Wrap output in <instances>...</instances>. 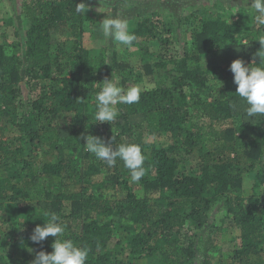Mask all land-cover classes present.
<instances>
[{
    "label": "trees",
    "instance_id": "1",
    "mask_svg": "<svg viewBox=\"0 0 264 264\" xmlns=\"http://www.w3.org/2000/svg\"><path fill=\"white\" fill-rule=\"evenodd\" d=\"M81 2L23 0L24 46L0 37V264L52 251L55 237L30 239L49 212L89 249L86 264H264V117L246 120L230 71L264 57L257 14L251 31L235 4L137 14L133 64L85 45ZM112 75L144 89L140 101L94 122ZM82 134L138 144L145 175L132 183L123 161L110 168L85 151Z\"/></svg>",
    "mask_w": 264,
    "mask_h": 264
},
{
    "label": "clouds",
    "instance_id": "2",
    "mask_svg": "<svg viewBox=\"0 0 264 264\" xmlns=\"http://www.w3.org/2000/svg\"><path fill=\"white\" fill-rule=\"evenodd\" d=\"M251 6L257 13V23L264 25V0H252ZM87 7L81 2L76 4L75 11L85 14ZM100 30L105 38L120 45L131 46L137 40L136 35L128 30L126 22L119 18L105 16L100 23ZM259 42L261 48H264V39ZM255 56L259 57L258 62L255 57L248 64L237 58L230 64L233 83L237 86L235 93L247 105L244 109L246 120L257 116L264 117V57L259 56L258 52ZM143 90L139 86L124 89L113 75L111 79L105 78L96 93L94 122L112 124L119 116L117 106L139 103ZM82 139L85 141L82 143L85 151L105 162L108 167L115 166L117 160L123 161L124 167L129 170L132 183L139 182L145 175V156L138 144L121 143L114 147L113 143H105L100 137L91 134H82ZM46 215L47 222L36 225L30 239L34 243H40L49 236L55 237L51 244L52 251L37 252L30 264H86L89 249L78 246L71 238H65V226L57 213L49 212Z\"/></svg>",
    "mask_w": 264,
    "mask_h": 264
},
{
    "label": "rangeland",
    "instance_id": "3",
    "mask_svg": "<svg viewBox=\"0 0 264 264\" xmlns=\"http://www.w3.org/2000/svg\"><path fill=\"white\" fill-rule=\"evenodd\" d=\"M22 2L23 0H0V28L5 27V36H0L9 42L20 41L24 46L25 30L27 29V20L22 18ZM252 0H83L87 7L86 14L89 20L86 24L84 43L91 48L93 52H97L100 48H107L110 51L118 52L120 60L131 61L133 64L137 62L135 46L120 45L109 38H105L100 30V23L106 17L119 18L126 22L128 30L131 32L134 19L137 14H144L147 11L157 10L163 17L174 14L179 18L183 12H187L191 6H203L209 8H217L219 11H225L229 5L245 6L244 10L249 11L243 18V25L246 30L258 29L255 21L252 20V14H257L251 6ZM236 12V7L233 9ZM253 11V12H252ZM11 20V22H10ZM7 22H9L7 24ZM18 27L19 35L15 34V28ZM246 64L247 61H244ZM137 64V63H136ZM116 77V81H118ZM253 175L245 176V188L247 191L251 188ZM3 217L4 214H1ZM219 217V214H215ZM235 232L226 233L225 240L229 239ZM224 245V244H223ZM139 262V261H138ZM143 264H152V260H140Z\"/></svg>",
    "mask_w": 264,
    "mask_h": 264
}]
</instances>
